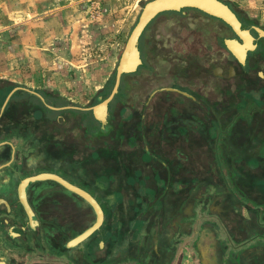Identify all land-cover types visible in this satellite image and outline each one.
I'll list each match as a JSON object with an SVG mask.
<instances>
[{
	"label": "crops",
	"instance_id": "0c3cea01",
	"mask_svg": "<svg viewBox=\"0 0 264 264\" xmlns=\"http://www.w3.org/2000/svg\"><path fill=\"white\" fill-rule=\"evenodd\" d=\"M28 1L38 3L41 0H0V22L10 24L0 25L1 30L10 32V27L18 24L19 36L21 33L24 34L22 38L20 36L17 46L14 42H10V46L16 48L13 49L12 46H9L10 53L7 54L10 57L11 52L18 51L22 54V60L19 63H11L10 60L5 63L0 62V185L7 180L18 181L22 177L25 178L41 172L56 173L91 193L101 204L104 219L99 229L89 237L75 246L67 247L66 242L69 239L93 222L92 217H88L87 222H85L84 217V220L81 221L82 228L80 231L71 237L67 235L69 231L64 235L66 253L59 255L53 251L54 247L45 241L46 236L43 235L42 231L36 230L35 226L31 224L19 199L18 185L20 182L15 191L5 190L0 186V264H264V161H262L264 155L262 158L256 159L247 156L241 160L240 164L244 166V172L248 176L253 175V177H250L252 190L240 194L251 199L255 205H245L240 208L223 204L222 196L216 197L218 200L215 198L217 202L215 207L196 204L201 203L203 197L201 192H203L205 185L201 175L194 173L192 167L188 168L192 159L187 150L195 151L203 147L199 148L196 144L191 145L197 143L200 136L196 135L197 132L189 130L182 131L184 138L194 136L197 140L188 143L185 141L184 146L181 147L173 145L172 150L174 152L168 157L155 153L156 148L162 149L160 147L164 146L162 143L159 146L151 144L150 147H140V154H138L140 160H137L138 158L122 160L118 152L115 159L112 152L114 153L117 149L109 148L107 145V147H100L104 153L110 150L107 154H112L110 156H112L111 160L114 164H105L104 169L95 175L92 185L88 184L91 183L90 181L86 182L78 173L76 174L75 170H70L71 166H75L74 162L71 166L66 165L64 167L66 172L64 175L53 171L52 168L50 170H38L41 166L53 167L57 164H64L60 159H57V164H55L56 159L52 158L54 156L53 151H57L58 154L60 153L59 150L63 151V155H66L68 159L74 156V148L64 146L69 139L62 141L59 138L63 134L59 127L72 126L74 123L84 142L82 149L86 148L88 151V157L82 161L84 162L83 166L90 167L91 159L98 155L90 142L109 134L112 104L115 100L123 102L124 76L131 73L122 75L120 84L123 83V88L119 94H117L118 89L117 95L115 94L109 102L107 115L110 116L104 125L95 118L91 107L105 98L102 94L110 80V78L107 80V66L105 64L96 67L98 73L90 74V78L84 79L82 83L66 80L63 82L61 80L44 85L39 76L40 67L37 65L38 62L35 57L41 52L37 42L40 35L37 33V27L43 24L37 22L38 20L42 22L41 15L39 16L37 13L30 15L24 11L18 13L19 19L16 20L14 18L16 14L10 9L11 6L24 5ZM48 2L47 0L46 4ZM52 12L45 13H50L46 20L49 19L50 21L61 14ZM174 12L183 14L185 10L181 9ZM157 16L159 14L147 24L144 30ZM214 18L222 22L221 19ZM247 19L245 22L247 27L249 25H252L253 28L254 26L264 27L253 22L251 17L247 16ZM113 22L116 24L117 20L112 19L111 22L103 25L104 30L110 31ZM222 32L224 33L219 36L218 59L220 51H222L221 56H226L227 60L221 64L217 60L214 65L217 69H214V73L211 72L212 79L216 80L218 87L221 88H218L220 90L216 93L215 103L220 105L222 100L226 101L234 110L237 102L238 108L244 107L247 111L253 108V110L247 118H244L240 113L234 112L229 116L226 115L227 117L225 115L221 117V114L219 115L220 108L217 109L216 116L213 115L215 118L204 131V133L212 135L211 139L206 141L207 147L210 142L214 146H209V148L217 151L230 149V141L227 138L225 141V137L231 132H236L234 129L241 119L250 124V127H246L248 130L244 128L242 131L244 135L243 138H240L241 142L248 138L247 134L250 138L256 133L264 141V92L261 94L245 92L238 101L229 100V93H231L229 86L232 85L233 78L231 77L234 73V67L228 58L227 50H230L225 46L224 40L232 37H230V32L227 29ZM115 33L114 39L109 38L110 42H108L112 48L110 49L111 52L113 48H117V45L118 47L122 46V49L124 47L120 45L122 33H119V30ZM142 36L140 37L139 49L143 60ZM123 44L125 45L124 42ZM2 48H0V52H2ZM6 48L3 49V53L8 51V47ZM261 68L259 74L264 76V66ZM95 79L100 82L102 80L101 86L102 84L105 85L97 90V92L100 90L101 93H95L97 96L95 97V100L97 99L95 104H85L88 100L94 99L95 94L91 95L88 91L91 89L90 82L96 84ZM85 84L88 85L85 87ZM71 87L74 89H68ZM87 88L88 91H86ZM159 89V91L154 92L155 98L163 95L164 90L178 91L191 97L188 92L174 87L162 86ZM219 91L223 93L220 94ZM218 93L222 95V99ZM74 96H79L83 103L78 105L69 103L70 100H75L73 99ZM198 103L204 110L207 109L208 104L206 107L202 102L199 101ZM133 105L134 102L131 103V107H134ZM222 118L227 120L223 121ZM141 129H143L142 125ZM77 132L73 130L71 135L67 132L66 137H71L74 141ZM46 141L48 144H45ZM90 146H93V149ZM147 152L150 157L143 159ZM51 153H53L52 159L50 158ZM216 157L217 155L214 154L215 161L206 168V173H209L211 168L212 177H218L220 164H222ZM227 163L230 162H223V166L226 167V171L229 170L230 175H233ZM107 165L111 167V170L108 169ZM231 165L233 166L234 162ZM171 166L174 167L173 171L170 169ZM115 167L118 170H115ZM178 170L179 172L175 173ZM234 171L236 170L233 169ZM260 172L261 174L263 172V175H260ZM98 177L102 178L99 180ZM230 178L233 179V176ZM14 184L16 185V182ZM145 188L152 194L149 195ZM66 191L74 197L77 196L68 190ZM140 191H142L141 194ZM227 191L223 194H227ZM171 197L175 200L173 204L178 202L176 205H170ZM33 202L35 207L41 208L38 201L34 199ZM220 203L224 206H218ZM35 209L38 212L37 208ZM47 209H49L51 213L49 216H51L57 215L59 207L52 204ZM79 210L80 208H77L73 214L82 215L85 213L83 207L80 212ZM247 213L250 216H247ZM36 214L40 220V214ZM88 214L92 216L91 211ZM78 227L79 225L72 224L69 230L74 232ZM55 243L58 245L57 247L62 248L60 241ZM38 251L43 252L42 257L37 255L40 253Z\"/></svg>",
	"mask_w": 264,
	"mask_h": 264
},
{
	"label": "rangeland",
	"instance_id": "374dc122",
	"mask_svg": "<svg viewBox=\"0 0 264 264\" xmlns=\"http://www.w3.org/2000/svg\"><path fill=\"white\" fill-rule=\"evenodd\" d=\"M48 1L49 2L47 4V0H41L38 2L39 4L28 1L24 3V5H14L10 8L11 11L16 14L14 17L16 20L19 19L18 13L20 14L24 11H27V13L30 15L34 13H37L39 16L41 15L40 17L42 18V22H39L40 20L37 21L38 23H43L41 26L37 27V33L40 34L37 38V42L39 44V48H41V52H39L35 57L37 58V65L40 67L39 76L44 85L52 83L53 81L55 83L61 80L63 82L66 80L74 82L79 81L82 83L84 79H87L88 77L90 78V74L98 73L96 67H98L100 64H105V66H107V80L108 78H111L112 75L115 74V69L118 63L120 52L122 50V46L118 47L117 45V48H113L111 52L110 49L112 48L108 42H110V39H114V35H116L115 32L119 30V33H122L120 45L124 46L123 42L125 43V40L127 39L131 29L138 20L144 4L149 0ZM222 1L229 4L236 12L247 15L253 19V22H257L259 25L264 26V0ZM182 9L185 10L184 14L174 11H164L159 13V16H157L144 31V34L141 38L144 65L139 68L137 73L133 72L124 76L125 86L122 90L124 95L123 102L121 103L115 100L112 104L110 111L111 118L109 121V134L106 137L96 138L92 141L93 143L90 142V145H93L95 148V153L98 154L96 157L91 159L90 167L88 168L83 166L84 162L82 161L84 158L88 157V151L86 148L82 149L84 142L82 141V137L79 132H77L78 128H76L74 123L72 126L68 125V127H59L60 132L63 131L62 136L59 137L60 140L67 141V139H69V141L66 143L64 142V146L74 148V156L68 159L66 155H63V151L59 150V154L57 151H53L54 156H52V158L56 159L55 164H57V159H60V161L64 162V164H57L53 167L41 166L38 168V170H50L52 168L53 171H57L59 174L64 175L66 174L64 167L66 165L71 166L74 162L75 166H71L70 170H75L76 174L78 173L82 179L84 178V180H86V182L90 181L91 183L88 184L92 185L95 175L104 169L105 164L113 163L111 160L112 156L110 155H115L116 159L118 152L119 157L122 160H126L128 158H138L137 160H140V155L138 154H140L139 152L141 149V144H138L137 141L141 142V139L144 138L146 134L139 133L142 130L141 124L138 123L136 125L135 108L131 107V103L136 101L135 96L137 92L144 95L151 92L155 88L172 84V77L170 76V73L171 71H178L179 69H181L182 72L187 76V83H189L190 78L195 79L196 77L194 74H196L198 79L201 78L202 80L207 81L208 85L211 83L216 84V81L212 80L210 70L211 66L213 67L217 61L211 58V54L208 51H201L199 49L202 47L201 45L203 44V41H205V37H207V34L201 27L200 23L208 19V17L203 12L194 8ZM48 11H53L52 13L59 12L58 14L61 13V19L59 16L51 19L50 21L49 19L46 20V17L48 14H50H45ZM112 19L117 20L116 24L113 22V25L110 27V31L104 30L103 25L111 22ZM0 25L2 26L10 24L8 22H0ZM1 26L0 30L2 28ZM18 26L19 25L17 24L10 27V32H3L2 30L0 31V48L3 47L1 50L2 52H0V62L5 63L10 60L11 63H19L20 60H22V54H20L18 51L11 52L10 57L7 55L10 53V42H14L15 46H17L20 36L22 38L24 35L21 33L19 36ZM107 33L110 34L107 35ZM222 33L224 32L220 30L219 35H222ZM184 36H187L185 41ZM181 45L188 46V49L186 52H184V54L179 52ZM6 47H8V51H4L6 53L5 54L3 53V49H7ZM11 48L15 49L16 47L12 46ZM221 52L222 51H220V56L218 59L220 64L227 60L226 56H221ZM207 62H209V69H207ZM149 63L153 65L154 69L150 70ZM95 82L96 84H94V82H90V91H88V88L86 89V91H88L91 95H94L95 93L99 94L100 90L98 92L97 90L105 85L102 84L101 86L102 80L100 82L98 79H95ZM236 82L237 81L233 80L231 84H236ZM87 85L88 84H85V87ZM208 88L203 87V91L207 92ZM68 89H74V87ZM72 92H74V90H72ZM245 92L246 91H244V89H241L238 86H235L234 89L233 86H231L232 94L228 92L230 95L229 100L238 101L240 96ZM222 93L223 92H220V94ZM96 94L94 95V99L88 100V102H85V104H95L97 100H95V97H97ZM218 96L220 99H222V95H219L218 93ZM73 99L75 100H70L69 103L75 105L83 103V100H80L79 96H74ZM235 106L236 108L233 110V107L230 105V103L222 100L220 105L218 104V109L220 108L219 115L221 114V117L222 115L227 117L226 115L229 116L232 114V112H234L236 114L240 113V115H242L244 118H247L253 110V108L248 111L244 107H242V109L238 108L237 102L235 103ZM200 120L201 122H198V126L194 130V132H197L196 135L200 136L197 142L198 144L195 142L197 139L194 138V136L190 138L187 136V139H185L183 136L184 132L180 133V135H176L179 140L181 139L180 142H182V140L186 141L187 143L195 142L191 145L196 144V146H199V148L203 147L195 151L187 150V153L191 154L192 159L190 165H188V168L192 167L194 173L201 175V178L204 179L205 186H203V192H201L203 197L201 203L199 202L196 204H201L202 206L206 207H210L212 205V207H215L217 205L215 198L222 196L223 204L228 206L234 205L235 208L236 206L240 208L241 206L245 205H255L251 199H248L247 197L240 194L241 192H249V190H252L250 177H253V175L248 176L244 172V166L240 163L242 162V158L247 156H249L251 159L260 157L262 158V155H264V141L260 135H257L256 133V135H251L250 138L249 134H247L246 136L248 138H246L244 142H241L240 138H243L244 135L242 131L244 128L248 130L247 128L250 127L249 122L246 123L244 119H241L238 121L234 129L236 132H231V134H228L225 137V141L226 138L228 141H230V149H225L223 151H217L216 149L212 148L210 149L209 146H214V144L209 142V146L207 147L208 144L206 141L210 140L212 135L204 133L210 123L208 118L204 116ZM221 120L226 121L227 119L222 118ZM73 130L77 132L76 139H74V141L71 137H66L68 135L67 132H69V135H71ZM187 130L188 128H186V131ZM251 132L253 133V130ZM150 135L151 134H147V136L151 137L153 141L158 138L161 143H164V146H160L162 148L159 149L160 151L157 148L155 149L156 154H161L164 157H168L169 154L174 152V150H172L173 144H170V142L174 140L178 142V139L172 140L174 136L171 134ZM152 136L156 138H153ZM259 137L261 138L260 140ZM45 144H48L47 141ZM106 145L109 148H114L117 150L114 151V153L111 151L112 154H107L110 150L106 149L108 151L104 153L102 149L100 150V147ZM93 146L90 147L93 149ZM53 153L50 154V158ZM214 154L217 155L216 159H219V162L222 163L220 164L221 167L219 169L218 177H212L211 168L209 173H206V168L209 166V164H213L212 162L215 161ZM149 157L150 156L147 152L144 154L143 159H148ZM223 162H230L227 164L229 165L228 168L232 170L231 172L233 175L229 174V170L226 171V167L223 166ZM233 162L235 166L231 165ZM107 166L108 169L111 170V167L109 165ZM170 169L173 171L174 167L171 166ZM233 169L236 170L234 171L235 173L233 172ZM115 170H118V168L115 167ZM178 172L179 170L175 171V173ZM259 174L263 175V172L262 174L261 172ZM231 176H233V179L230 178ZM100 178L102 177H98L99 180ZM145 190L149 195L152 194V192L146 188ZM142 191L139 193L141 194ZM226 191L228 193L223 194V192ZM172 198L173 197L170 199V205H176L178 202L173 204L175 200ZM223 204L220 203L218 206H224ZM76 211L77 208L74 207L73 209V207H70L66 204L65 206L58 209L57 215L53 214L54 217H57V219L59 218V222L72 219L74 225H79V227L76 228L74 232L68 230V237H71V235L77 233L80 231V228H82V219L78 218V216H81V214H73V212ZM247 216H250L249 213H247ZM85 219V222H87L88 216L87 218L85 217ZM92 221H94L93 216ZM238 232L241 233V231Z\"/></svg>",
	"mask_w": 264,
	"mask_h": 264
},
{
	"label": "flooded vegetation",
	"instance_id": "af4514ba",
	"mask_svg": "<svg viewBox=\"0 0 264 264\" xmlns=\"http://www.w3.org/2000/svg\"><path fill=\"white\" fill-rule=\"evenodd\" d=\"M232 10L238 17L242 28H246L249 30L250 34L253 37L252 42L255 44V48L249 49L246 52V57L243 63L240 62L232 52L227 50L228 58L231 61L232 66L234 67V73L231 78L237 81L236 84L230 85L229 87L231 88V86H233L234 89L235 86H238L241 89H244V91H246L247 93L254 92L261 94L264 92V76H260L259 71L262 69L261 67L264 66V36H260L259 33L252 27V25H249V27L246 26L245 22L248 20L247 16L237 13L233 8ZM205 15L208 17V19L201 22L200 25L203 30H205L207 37H205V41H203V44L201 45L202 47L199 49L201 51H208L211 54V58L217 61L219 55L218 48L220 30L224 31L227 29L230 32V37L237 39L241 43L243 41L224 21L221 22L220 20L206 13ZM261 28L264 29V27ZM144 31L142 32V34L144 33ZM184 37L185 41L187 39V36ZM187 49L188 46L181 45L179 52H182V54H184ZM206 64H208L207 69H209V62H207ZM143 65L144 62L142 60V64L138 66L135 72L137 73V71H139V68ZM149 68L150 70L154 69L153 65L150 63ZM215 68L216 67L213 66L210 71L214 73ZM194 75L196 78H190L189 83H187V76L182 72L181 69H179L178 71H171L170 76L172 77V84L168 85V87H174L181 91L188 92L191 97L185 96L178 91L164 90L165 93L163 95L155 98L156 95L154 92L159 91V88L161 87L155 88L151 92L144 95L139 94L138 92L136 93V101L133 105L135 108L136 125L140 123L143 126V129L141 130L142 132L140 131L139 133L146 134V138H142L141 142L137 141L138 144H141L140 147H150L149 145L151 144L159 146L161 144L159 139L157 138L153 141L151 137L147 136V134L153 135L162 133L171 134L172 136H174L172 140L178 139V142L175 140L170 142V144L172 143L175 147L184 146L185 141L182 140V142H180L181 139L179 140L176 135H180L183 129L186 130V128H188L189 131H194L198 126V122H201L200 119L203 116L208 118L209 123L213 121V119L215 118L213 115L215 114L216 116V112L218 109V103H215V93H217L218 91V83L216 80L212 79L213 81H216V84L211 83L210 85H208L207 81H204L201 78L198 79L197 75ZM203 87H209L207 89V92L203 91ZM199 101L202 102L205 106L208 104V107L206 106V110L201 107V105L198 103ZM109 116L110 115H107V118ZM22 178L18 179V181H4L0 186L5 190L15 191L17 184L22 180ZM14 182H16V185L14 184ZM68 193L66 190L61 188L58 183L49 180L33 181L30 182L26 187V197L29 205L31 206V208H33L32 210L34 213L33 225L35 226L36 230L39 229L42 231L43 235L46 236L45 241L48 244H51L54 247L53 251L55 253L57 252L59 255L66 253L64 235L67 234L68 230L71 228L73 220L69 219L59 222V218L57 219V217H54V215L49 216V214L51 213L49 212V209H47V207H51V205L53 204L57 205L60 208L67 204L68 206L73 208H80V211L83 207L85 213L81 216H78V218L84 219V217L88 216L90 218L93 216L95 219V213L87 202H85L80 197H74L73 195H70ZM34 199L38 201V205H40L41 208H39L38 206L35 207L33 202ZM46 200L49 202H47ZM99 205L101 207L100 203ZM35 208H37L38 212L35 211ZM40 210H42L43 212H41ZM89 211H91L92 216L88 214ZM36 213L40 214V220H38V215ZM47 216L48 218H46ZM57 241H60L62 243V248L57 247L58 245L55 243ZM42 253L40 252L37 255L39 257H42Z\"/></svg>",
	"mask_w": 264,
	"mask_h": 264
},
{
	"label": "water",
	"instance_id": "95a60500",
	"mask_svg": "<svg viewBox=\"0 0 264 264\" xmlns=\"http://www.w3.org/2000/svg\"><path fill=\"white\" fill-rule=\"evenodd\" d=\"M196 8L206 14L217 17L228 24L235 34L240 37L243 42H239L235 38H226L225 46L238 58L240 62H244L246 52L249 49H254L255 44L252 42L253 37L249 30L242 28L241 23L232 8L222 0H149L147 1L138 17L137 22L131 29L125 45L119 55L118 63L115 69L114 84L111 92L107 97L102 99L97 104L91 107V110L96 119L103 125L107 119L108 104L118 92L121 77L125 73L136 71L139 65L142 64L141 53L139 49V38L147 24L159 13L164 11H178L182 8ZM254 29L260 36H264V29L254 26ZM188 95L187 93H185ZM40 180H51L58 183L64 189L74 193L85 202H87L95 213L94 221L83 231L72 237L66 242L67 247L75 246L101 226L104 214L97 200L85 189L71 183L60 175L52 172H41L23 178L18 185V195L28 218L33 224L34 213L28 203L26 197V187L30 182Z\"/></svg>",
	"mask_w": 264,
	"mask_h": 264
},
{
	"label": "trees",
	"instance_id": "16d2710c",
	"mask_svg": "<svg viewBox=\"0 0 264 264\" xmlns=\"http://www.w3.org/2000/svg\"><path fill=\"white\" fill-rule=\"evenodd\" d=\"M114 78H115V74L112 75V77L110 78V80H109L107 86L105 87V89H104V91H103V94H102L103 97H106V96L110 93L111 88H112V86H113V84H114ZM122 88H123V83L120 84L119 92H118L117 94H119V93L121 92V89H122ZM117 94H116V95H117ZM98 124H99V123H98Z\"/></svg>",
	"mask_w": 264,
	"mask_h": 264
},
{
	"label": "bare ground",
	"instance_id": "6f19581e",
	"mask_svg": "<svg viewBox=\"0 0 264 264\" xmlns=\"http://www.w3.org/2000/svg\"><path fill=\"white\" fill-rule=\"evenodd\" d=\"M243 41V40H242Z\"/></svg>",
	"mask_w": 264,
	"mask_h": 264
}]
</instances>
